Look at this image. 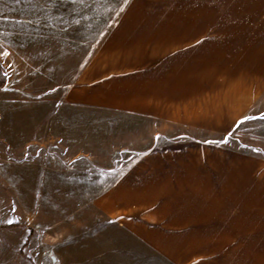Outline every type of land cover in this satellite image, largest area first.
Instances as JSON below:
<instances>
[{
	"label": "crops",
	"instance_id": "0c3cea01",
	"mask_svg": "<svg viewBox=\"0 0 264 264\" xmlns=\"http://www.w3.org/2000/svg\"><path fill=\"white\" fill-rule=\"evenodd\" d=\"M2 4L25 12L6 21L0 41L58 43L77 55L91 47L73 72L61 70L66 82L44 79L43 96L36 94L35 76L44 73L42 66L51 69L50 62L34 67L22 86L16 81L21 71L9 75L0 60L7 74L0 101L33 107L9 115L31 122L26 145H15L20 133L11 124L0 143L9 154L24 160L28 151L45 165L40 179L46 187L56 173L54 160L64 164L63 173L83 177V188L61 199L79 206L56 222L47 211L37 218L21 204L17 230L36 242L32 255L40 247L49 264L74 258L80 264H264V156L197 139L227 136L264 102V0ZM48 51L45 56H56L59 49ZM86 109L156 121L183 129L186 137L151 149L118 176L114 169L102 173L79 146L78 111ZM47 137L49 144L41 139ZM45 191L46 199L58 193ZM55 242L75 252L59 261Z\"/></svg>",
	"mask_w": 264,
	"mask_h": 264
},
{
	"label": "rangeland",
	"instance_id": "374dc122",
	"mask_svg": "<svg viewBox=\"0 0 264 264\" xmlns=\"http://www.w3.org/2000/svg\"><path fill=\"white\" fill-rule=\"evenodd\" d=\"M18 11L20 14L25 12L20 9L14 10L12 6H7V4L0 5V22H2L0 23V28L6 29V21L11 23L13 16H15L14 13ZM18 23L21 22L18 21ZM44 43L38 42L35 46H29L27 41H0V54L2 55L0 60L6 63V68L10 70L9 75H13L14 68H16V71H21L20 77L18 74L16 75V81L21 79L20 85L22 86H28L31 77L30 73L34 67L39 68L45 61L50 62L51 69L42 66L44 73H38L35 76L38 84L36 94L40 96H43L45 92L44 86L46 83L44 79L50 80V82L55 84L62 81L66 82V77L62 79L65 73H62V75L60 73L61 70L66 67L65 70L68 69L73 72L79 67L82 59H86L87 53L91 50V47L87 46L84 51L79 50V55H77V51L72 50L71 46H64L63 44L60 46L58 43H50V45L46 46ZM51 49H59V52H56V56H45L48 54V50ZM9 50L13 51L15 55H10ZM5 53L8 54L5 55ZM32 77H34V73H32ZM27 91L20 89V93L25 94ZM1 98L3 97L0 96ZM30 106L29 104L0 101V116H2L0 134L3 131V127L8 124L16 126V131L20 133V138L15 139V145H21V147L25 146L29 139V132H26V130L31 125V122L18 121V118L12 120L9 115L27 112L30 108H33ZM78 112L80 116L79 125L84 129V135L80 136L81 142L79 146L85 150L86 160L98 162L102 173L114 169L118 176L151 149L163 143L178 141L186 137V132L181 128H167L159 122L144 118L103 110L86 109ZM262 114H264V102L257 105L256 110L248 115V117H256L255 119H243L242 123H238L227 136L218 137L213 135L206 137L199 135L197 139L208 140L213 145H225L228 150L239 151L245 155L264 156V119L259 118ZM160 132L162 135H156V133ZM41 139L46 144H49L48 137ZM9 141L13 144L12 138H9ZM25 153L27 156L25 155L23 160L22 156L9 154L7 146L0 143V264H49L45 262L42 254L44 250H40V247L36 249L38 254H35V252L33 255L31 254V247L35 248L36 242H27L29 233L22 234V230H17L19 222L22 223L23 221L21 213L19 214L21 204H24L32 213L34 212L33 214H36L37 218L43 213L46 214L47 211L50 222H56L61 219L63 214L69 212L68 208L79 206V202H72L73 206L69 205L68 207V205H65L67 202L61 199L62 196H66V193H69V190H77V187L78 190L83 188L82 176L63 173L64 164L61 163V160H54L52 166L56 173L51 174L50 183H47L46 187L40 179L45 174L46 166H41L40 162L32 157V154L28 151ZM51 187L53 188V193H58L51 195L52 199L48 197L49 195L46 199L45 189ZM28 218L29 216L27 215V221ZM42 230L40 229V231ZM13 237H16L15 239L17 240L14 241ZM22 239L24 240L22 241ZM58 242L53 243V248L59 261L64 260L61 254L75 252V250L63 251L60 247L57 248ZM39 244L43 245L41 241ZM70 262L71 264H80L76 258Z\"/></svg>",
	"mask_w": 264,
	"mask_h": 264
},
{
	"label": "trees",
	"instance_id": "16d2710c",
	"mask_svg": "<svg viewBox=\"0 0 264 264\" xmlns=\"http://www.w3.org/2000/svg\"><path fill=\"white\" fill-rule=\"evenodd\" d=\"M7 85V76L4 68L0 64V89L5 88Z\"/></svg>",
	"mask_w": 264,
	"mask_h": 264
},
{
	"label": "snow or ice",
	"instance_id": "6c2138e0",
	"mask_svg": "<svg viewBox=\"0 0 264 264\" xmlns=\"http://www.w3.org/2000/svg\"><path fill=\"white\" fill-rule=\"evenodd\" d=\"M124 2L126 3L127 2V0H124ZM5 55H6V53H5ZM255 119L256 117H245V119ZM260 119H264V114H262L261 115V117H259ZM239 123H242V121L241 122H239Z\"/></svg>",
	"mask_w": 264,
	"mask_h": 264
}]
</instances>
